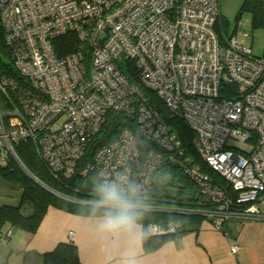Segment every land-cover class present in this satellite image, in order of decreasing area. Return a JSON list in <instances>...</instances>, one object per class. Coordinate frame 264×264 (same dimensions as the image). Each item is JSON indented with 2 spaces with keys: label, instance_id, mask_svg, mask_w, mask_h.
<instances>
[{
  "label": "built area",
  "instance_id": "obj_1",
  "mask_svg": "<svg viewBox=\"0 0 264 264\" xmlns=\"http://www.w3.org/2000/svg\"><path fill=\"white\" fill-rule=\"evenodd\" d=\"M219 15V0H0L1 40L20 76L0 74V167L14 160L27 172L15 145L29 140L53 178L70 177L112 110L135 130L124 127L97 148L81 175L95 173L101 188L116 186L137 210L197 215L218 228L264 220V57L235 35H217ZM71 33L86 44L87 58L81 50L57 54L54 40ZM121 59L134 64L139 84L121 71ZM142 87L187 126L196 154L229 187L183 157L179 136ZM137 135L148 145L143 153ZM229 139L251 146L245 151ZM165 154L196 184L194 205L148 202ZM181 226L145 230L166 235ZM13 232L0 231V241Z\"/></svg>",
  "mask_w": 264,
  "mask_h": 264
},
{
  "label": "trees",
  "instance_id": "obj_2",
  "mask_svg": "<svg viewBox=\"0 0 264 264\" xmlns=\"http://www.w3.org/2000/svg\"><path fill=\"white\" fill-rule=\"evenodd\" d=\"M251 13V26L264 29V0H244L239 9ZM220 17V15H219ZM219 19V18H218ZM217 19V21H218ZM219 23L216 22V25ZM215 25V31L216 29ZM220 37L226 36L225 31L220 28ZM217 33V32H216ZM2 33H0V74L13 76L19 80L20 76L6 56V49L2 43ZM55 48L58 55L72 53V51L81 50L82 54L89 56L85 43L79 42L77 37L71 33L55 39ZM5 49V50H4ZM117 65L123 73L128 76L132 83H137L136 70L134 64L126 59H121ZM144 95L148 98L152 106L162 115L166 123L171 126L172 131L179 136L181 147L183 148V157L187 158L190 164L198 166L199 170L206 173L214 183L222 187H229L228 182L216 171L211 169L206 162L200 158L192 147L193 135L187 126L176 118H171L163 101L158 99L156 94L150 89L142 87ZM127 127L132 131L135 125L132 121L123 117L120 113L109 111L102 124L100 131L96 133L88 142L86 153L77 162V169L68 178H53L49 173L42 159L36 154L34 145L29 140L19 141L15 145V152L19 157L20 163L26 168L27 172L14 160H10L7 165L0 167V177L16 185L20 191V196L16 204L0 205V231L11 227L12 229H22L28 232H35L44 217V213L50 206H55L64 211L82 215L104 214L113 212L116 209L106 206L92 204L91 202L101 201L99 181L95 173L87 175L80 174V168L86 161L92 158L95 150L101 145L108 143L117 136V134ZM142 153L148 145L137 135ZM165 154L162 157L160 166L154 172L151 179V189L149 191V203L161 206L187 207L194 205L198 199V189L196 184L182 172L181 167L170 161ZM133 180L136 178L135 167ZM131 191L128 192L130 197ZM75 200H84L89 203L77 202ZM127 199V198H126ZM31 206L30 214L24 215L22 208ZM110 208V209H109ZM135 217L134 221L143 224V246L146 250H154L167 240L174 239L191 229H196L203 217L197 215H183L176 211H146L132 209ZM180 221L182 226L175 233H166V235L149 234L145 230L149 224L165 225L168 222ZM18 264H83L79 260L78 250L72 242H59L50 251L44 253L36 250L25 251Z\"/></svg>",
  "mask_w": 264,
  "mask_h": 264
},
{
  "label": "crops",
  "instance_id": "obj_3",
  "mask_svg": "<svg viewBox=\"0 0 264 264\" xmlns=\"http://www.w3.org/2000/svg\"><path fill=\"white\" fill-rule=\"evenodd\" d=\"M243 1L219 0L216 28L228 31L234 24L230 35L235 36L246 28L252 31L251 13L238 14ZM253 33L258 34L256 29ZM259 205L264 212V202ZM31 209L24 206V215ZM113 213L78 215L50 206L35 232L15 229L7 242L0 241V264H18L25 251L44 253L59 242H72L83 264H264V220H230L218 228L202 218L196 229L146 250L142 223L134 221L131 227L114 230L103 227L106 217ZM234 245L237 250L232 252Z\"/></svg>",
  "mask_w": 264,
  "mask_h": 264
},
{
  "label": "rangeland",
  "instance_id": "obj_4",
  "mask_svg": "<svg viewBox=\"0 0 264 264\" xmlns=\"http://www.w3.org/2000/svg\"><path fill=\"white\" fill-rule=\"evenodd\" d=\"M233 26L234 24L231 26L230 29H228V31L224 29L225 27L223 28V30L226 31L225 32L226 36L230 35ZM219 27L220 26H218V28L216 29L217 34H221ZM250 28L252 29V31L249 28L248 29L246 28L243 30V32L237 34L236 39L238 43H240L241 45L243 44L251 45L253 48V55L255 57L256 56L260 57L264 55V46H262V38H264V30H262L261 28H252L251 24H250ZM255 29L258 34L254 35L253 32L255 31ZM0 106H1V101H0ZM228 143L234 146L236 145L237 147L245 151H247L251 146V144H249L248 142L244 143L232 139H229ZM19 196H20V191L17 189L16 185L0 177V205L5 203L16 204L19 199Z\"/></svg>",
  "mask_w": 264,
  "mask_h": 264
},
{
  "label": "clouds",
  "instance_id": "obj_5",
  "mask_svg": "<svg viewBox=\"0 0 264 264\" xmlns=\"http://www.w3.org/2000/svg\"><path fill=\"white\" fill-rule=\"evenodd\" d=\"M100 194V203L102 205H108L116 209L115 213L109 214L106 217L103 227L114 230L133 226L135 220L132 212L133 205L122 195L116 186H105L101 188Z\"/></svg>",
  "mask_w": 264,
  "mask_h": 264
}]
</instances>
